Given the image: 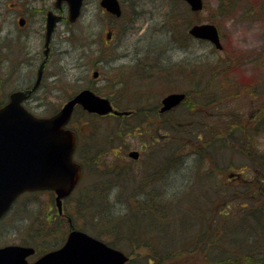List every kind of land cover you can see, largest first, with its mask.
I'll use <instances>...</instances> for the list:
<instances>
[{
    "label": "rangeland",
    "instance_id": "374dc122",
    "mask_svg": "<svg viewBox=\"0 0 264 264\" xmlns=\"http://www.w3.org/2000/svg\"><path fill=\"white\" fill-rule=\"evenodd\" d=\"M120 1L126 14L125 18L115 20L101 8L100 0H87L83 15L73 26L67 22L68 8L63 6L64 18L53 34L41 87L34 97L25 103L36 116L48 117L82 89L90 88L121 110L146 107L143 115L133 116L129 120L113 116H87L82 114L81 109L76 111L70 127H79L81 131L83 124V137L80 139L81 147L78 149L76 160L86 165L88 177L65 204L74 215L72 224L82 230L83 226H104L103 222L91 219V215L98 214L94 206L90 207L89 215L86 210L83 214V202L87 204L88 200L90 203L96 201L95 204L101 205V208L109 207L108 202L103 201L102 192L100 200L90 198L101 189L102 186H96L100 180L107 178L105 173L119 166H129L130 173L136 177L134 185H143L142 182L146 179L143 175L151 169L152 151H145L142 147L148 145L152 134L155 136L154 133H158L159 136L167 128L164 119L167 116L158 111L161 100L171 92L182 91L181 87H189L186 78L188 74H193L194 69L205 74L201 79V87H209L214 93L221 94L219 97H223L220 104L224 116L220 118L222 120L210 118L209 116L215 113L214 109L209 108L211 112L208 113L204 106L196 108L194 112L185 109L183 116L187 115L186 121L192 116L196 126L208 125V129L215 130L223 128L222 121L231 118L229 113L239 115L240 112L239 118L246 122L251 113L260 115L264 110V0H204L205 7L199 13L191 12L185 3L174 0ZM54 2L55 0H0V101L7 102L11 92L30 88L34 83L43 58L46 13L55 9ZM21 17L27 20L23 28L18 25ZM201 23H212L218 27L223 51L215 52L208 43L187 39L188 29L193 24ZM110 30L115 34L109 42ZM183 64L190 66H185V69L189 68L186 70L188 74L180 69ZM213 69H216V77L212 76ZM95 71L99 72L97 79L93 76ZM193 77L197 81L200 79L196 75ZM206 99L208 98L203 93L202 97H199V104L204 105ZM151 108H155V111L150 112ZM139 125L147 128L142 127L143 132H136ZM256 141L260 148H264V135ZM130 150L143 151L144 161L130 160L127 157ZM192 164L190 161L180 170L162 171L163 179L158 184L164 188L162 191L166 194L160 196V202L170 203L167 196L170 191H188V187L192 186L189 184L190 176L194 173V180L198 174L197 165L190 170ZM244 165L239 164V168L235 166L234 170L226 172L225 179L241 177L237 174L244 171ZM122 184L124 186L125 182ZM212 186L217 188V183L215 186L211 179ZM107 188L109 187L103 186L102 189ZM136 189L131 185L127 190L135 193ZM114 193L115 196L118 195L117 192ZM209 195L213 197L214 194ZM234 196L240 201L245 197L241 193ZM97 197L99 198L98 195ZM113 197L114 194L110 202ZM180 197L181 194L176 196L175 200L178 201ZM223 197L225 195L222 193L218 195V199L217 196L213 198L215 205L212 209L220 220L224 219V216L219 215V212L226 213ZM257 199L262 203L264 194L262 197L261 194L257 195L255 201ZM125 204L116 205L115 208L125 209ZM56 212L54 198L49 193L25 195L10 215L0 223V247L34 241V234H40L46 222L49 224L47 217ZM236 218L235 216L232 219ZM169 221L176 224L174 217H170ZM148 223L151 222L148 220L145 224L147 232L143 238L154 239L160 229L151 227L150 230ZM248 223L244 224L235 236L238 240H246ZM158 225L161 226L159 221ZM69 229L66 221L58 230V240L39 245V252L61 246ZM176 229H168V235L172 236ZM84 231L97 237L95 233L98 231L93 228L91 231ZM29 234H33L34 239L30 238ZM127 242L125 238L120 245L121 250L129 254ZM172 244L171 238L166 236L165 249L172 250ZM138 250L141 254L130 253L133 258L128 264H156L157 260L154 259L155 255L151 249L148 253L141 248ZM174 264L200 262L197 259L193 261L191 258L182 257Z\"/></svg>",
    "mask_w": 264,
    "mask_h": 264
},
{
    "label": "trees",
    "instance_id": "16d2710c",
    "mask_svg": "<svg viewBox=\"0 0 264 264\" xmlns=\"http://www.w3.org/2000/svg\"><path fill=\"white\" fill-rule=\"evenodd\" d=\"M174 1L184 3L181 0ZM187 12L190 14L188 9ZM175 18L177 19V16ZM189 38L187 34V39ZM187 43L189 44V41ZM185 66L190 67L185 64L179 67L187 73L189 68L185 69ZM188 75L186 81L189 87L184 89L188 99L177 112L178 114L165 115L167 116L164 117L167 129L161 135L158 136V133H154L155 136L151 135V144L148 147L152 150L151 169L143 175L146 178L142 182L143 185L137 186V183L134 185L136 177L130 173L129 166L114 168L105 173L108 175L107 178L100 180L96 186V188L102 186L101 189L90 197L100 200L101 192L104 193L103 201L108 202L109 207L101 208V205L95 204L96 201L90 203L87 199V204L83 202V214L86 210L89 215L90 207L97 208L98 214L91 215V219L104 223V226L92 227L97 231V228L101 229L99 233H95L98 238L119 249H122L120 244L126 238L129 253L133 254L136 252L141 254L139 248L146 253L151 249L155 255L154 259L157 260L156 264H174L182 257L191 258L193 261L197 259L200 264H264V201L262 203H259L258 199L255 201L257 195L261 194L262 197L264 194V148H260L256 141L264 135V110L260 115L251 113L250 119L246 122L239 118L240 112H238L239 115L229 113L231 118L222 121V129H208L210 127L208 125L196 126V121L191 115L188 121L185 120L187 115L183 116V111L186 109L194 112L196 108L205 106L208 113L211 112L209 108L214 109L215 113L209 116L210 118L222 120L220 118L224 114L220 103L223 97H219L221 94L214 93L209 87L200 86L202 77H205L201 70L194 69L193 74ZM193 75L200 79L195 80ZM212 76H217L216 69H213ZM203 93L208 98L204 105L199 104V97H202ZM3 104L4 102L0 101V106ZM140 108V113L145 112V106ZM149 111L154 112L155 108ZM117 133L125 134L126 132ZM189 160L193 163L190 170L197 165L198 171L196 179L192 180L194 173L190 176L189 184L192 186L188 187V191L185 189L183 193L170 191L171 193H167L170 203L160 202L158 200L160 196L166 194L162 191L164 188L158 184L163 179L162 171L165 169L167 172L180 170L190 162ZM237 163L245 164L244 173L238 179L236 177L231 180L225 179V173L231 169L234 170L233 168L239 165ZM87 177L88 171H86L84 181ZM211 179L215 182V186L217 183L216 189L211 187ZM122 182H125L124 186ZM131 185L139 191L128 192L127 189ZM103 186L109 188L103 190ZM114 192L118 195L115 196ZM210 193L214 194L213 197L209 195ZM222 193L225 195L222 202L225 203L226 213L219 212V215L224 216V219L220 220L212 208L215 205L213 198L217 196L218 199V195ZM238 193L245 196L241 201L234 196ZM112 194L114 197L110 202ZM179 194L181 197L176 201L175 197ZM228 195L230 196L227 198ZM115 197H118L116 201ZM123 203L127 205L125 209L115 208L116 205H123ZM65 211L73 220L74 215L67 206ZM232 216H236V220L232 219ZM170 217H174L176 224L169 221ZM47 220H54L51 223L52 231L48 232L44 228L46 232L43 231L41 234H47V239L52 237V240L57 241L58 230L66 220L57 214L54 217H47ZM148 220L151 222L148 223L150 230L151 227L160 229L154 239L143 238L147 232L145 224ZM158 221L161 226L158 225ZM247 222H249L247 224L248 234L244 242L235 236ZM75 227L77 228V225ZM172 227L177 229L171 236L167 232L168 229L172 231ZM92 228L83 226V230L91 231ZM166 236L173 241L172 250L165 249L164 238ZM159 237L161 238L158 240Z\"/></svg>",
    "mask_w": 264,
    "mask_h": 264
},
{
    "label": "water",
    "instance_id": "95a60500",
    "mask_svg": "<svg viewBox=\"0 0 264 264\" xmlns=\"http://www.w3.org/2000/svg\"><path fill=\"white\" fill-rule=\"evenodd\" d=\"M185 1L193 11L203 9V0ZM64 3L68 7V20L76 22L82 13L84 0H56L55 7L61 12ZM100 5L116 17L122 14L119 0H101ZM61 19L62 16L53 11L47 13L46 59L39 69L34 87L13 92L9 102L0 108V218L20 194L38 190L54 191L57 194L56 206L62 213V199L71 194L82 175L81 166L73 160L76 134L65 128L77 104L99 115L111 112L123 115L113 110L108 99L97 96L89 89L80 92L50 118H38L23 106L22 103L40 84L52 34ZM20 24L23 25L24 20ZM189 32L195 38L210 41L217 49H223L218 28L214 24L194 25ZM94 76L97 77V73ZM184 99L183 93L166 96L161 111L176 107ZM129 156L138 159L139 152L132 151ZM34 252L31 247H2L0 264H30L27 257ZM127 261L128 257L123 252L83 231L72 230L62 248L43 255L32 264H125Z\"/></svg>",
    "mask_w": 264,
    "mask_h": 264
},
{
    "label": "flooded vegetation",
    "instance_id": "af4514ba",
    "mask_svg": "<svg viewBox=\"0 0 264 264\" xmlns=\"http://www.w3.org/2000/svg\"><path fill=\"white\" fill-rule=\"evenodd\" d=\"M161 104H160V107L158 108V111H159V113L160 114H163V115H166V114H170L171 112H173L174 110H176V109H173V110H171V111H169V112H166V113H161L160 112V109H161ZM60 109V108H59ZM58 109V110H59ZM57 110V111H58ZM133 110V109H132ZM57 111H55V112H57ZM81 112H82V114H83V108H81ZM83 125V124H82ZM81 125V133H83V126ZM142 128V127H141ZM141 128L139 129V130H141ZM145 128H147L146 126H145ZM143 148H146L145 146H143L142 147V149ZM141 152V151H140ZM143 152V151H142ZM142 152H141V154H142ZM15 206H16V204H13V206L11 207V209L7 212V214L4 216V220L7 218V216H9L10 215V213L14 210V208H15ZM55 216V213H52V214H50V216L49 217H54ZM3 220V221H4ZM0 221H2V220H0ZM52 222H54V220H52V221H49V224H47V222H46V226L44 227V228H46V230L48 231V232H50V231H52V224H50V223H52ZM54 224V223H53ZM44 228H42V231L40 232V234L38 233L37 235H35L34 234V236L36 237L35 238V240L34 241H23V242H20V243H17V245H22V246H29V247H34L35 248V253H34V255H32L31 257H29L28 258V261L29 262H34L35 260H37L39 257H41L43 254H45L47 251H49L50 249H46V250H44V252L43 253H40L39 252V245H45L46 243H49V242H51L52 241V237H50L49 239H47L48 238V235L46 234H44V235H42L41 233H43V231L44 232H46L45 231V229ZM29 235H31V234H29ZM28 235V236H29ZM33 235V234H32ZM31 235V236H32ZM40 235H42L41 237H40ZM30 236V238H33V236L31 237ZM47 237V238H46ZM34 239V238H33ZM9 245V244H8ZM4 246H6V245H4Z\"/></svg>",
    "mask_w": 264,
    "mask_h": 264
}]
</instances>
